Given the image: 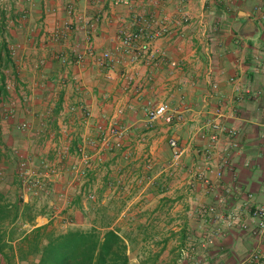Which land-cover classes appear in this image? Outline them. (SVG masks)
Here are the masks:
<instances>
[{"label": "crops", "instance_id": "obj_1", "mask_svg": "<svg viewBox=\"0 0 264 264\" xmlns=\"http://www.w3.org/2000/svg\"><path fill=\"white\" fill-rule=\"evenodd\" d=\"M69 3L78 15L99 18L93 35L98 54L122 57L116 52L119 36L132 30L139 16L167 20L173 34L157 40L136 66L119 64L108 72L87 58L67 69L57 56L82 52L85 33L76 28L58 42L49 36L70 19ZM10 47L18 48L15 58L8 55ZM67 73L73 84L58 90L53 83ZM12 77L21 105L16 120L0 130L3 191L19 190L15 148L35 165L47 160L61 168L49 185L58 198L50 203L54 215L39 213L36 227L51 226L54 218L73 225L75 217L88 216L83 198L93 190L99 195L95 222L100 213L109 217L128 244L130 264H241L264 248V239L249 230L226 228L217 214L206 222L198 215L202 207H215L222 216L239 212L252 227L251 207L264 202V0H138L133 10L110 0H0V80ZM148 102H167L184 112L186 121L168 126L159 120L149 127L143 114ZM72 106L86 107L92 117L71 113ZM119 107L125 110L119 121L129 131L124 148L94 155L86 175L75 179L77 147L95 135L97 121ZM21 120L31 123L29 132L14 129ZM214 122L237 136L221 133L208 164L205 150ZM172 138L184 150L176 168L170 165ZM226 153L230 161L219 178ZM208 168L213 172L207 184L196 174ZM207 235L214 236L208 246Z\"/></svg>", "mask_w": 264, "mask_h": 264}, {"label": "built area", "instance_id": "obj_2", "mask_svg": "<svg viewBox=\"0 0 264 264\" xmlns=\"http://www.w3.org/2000/svg\"><path fill=\"white\" fill-rule=\"evenodd\" d=\"M88 1V0H80ZM27 3L32 4L33 0H26ZM138 0H110V4L114 7L124 6L133 10ZM67 12L70 19L58 27L49 36L50 41L58 42L69 36L76 28L84 32L86 35L84 42V49L82 52H74V57L68 54H59L57 61L65 68L69 69L73 66H81L87 58L94 60L98 68L113 72L116 70L117 65L136 66L142 62L146 57L151 55V48L153 44L162 38L171 36L173 34L171 28L165 19H157L154 16H139L135 23L134 28L128 32H122L119 36V46L116 52L122 54V57L116 55L112 51H105L98 54L94 44L93 35L98 29L99 18L86 19L76 13L75 5L69 3ZM28 13L23 12L22 20H26ZM187 20V19H185ZM18 51L17 47H10L9 53L11 57L16 56ZM149 61V60H147ZM40 63L39 65H41ZM123 78L130 84L127 73L122 74ZM70 75L67 73L56 82L54 86L58 90H64L69 84H73ZM17 80L15 77L8 78L5 81L0 80V130L8 120H16L19 112L21 101L18 100ZM138 94L141 91L135 88ZM71 113L81 112L83 118L89 120L91 113L89 110L82 106H72ZM123 110H118L116 116L111 119L103 120L96 123L97 135L93 138H88L83 141L76 149L75 156L78 160V165H74L71 170L75 179H79L86 175L87 170L91 168L94 155H99L102 152L121 150L125 146L128 129L119 124V116L122 115ZM143 114L146 118L147 125L153 126L157 121L161 120L166 125L171 126L176 123H184L186 121L185 113L174 109L169 103H152L148 102L144 105ZM211 133L209 140L211 145L205 150V159L209 164L212 157V150L220 140L221 133H225L231 139H235L237 132L235 130H226L219 122L210 123ZM14 129L18 133H26L32 129V125L27 120H21L14 123ZM169 146L172 150V158L170 165L174 168L180 166L184 155V150L176 139L169 140ZM232 147L236 148L237 144L232 143ZM0 148H3L2 141L0 140ZM13 153L16 157L15 174L18 179L20 200L27 204L35 199L43 197L49 190V185L52 178L57 177L61 173V168L58 163H52L43 160L40 164L35 165L30 156L24 154L20 149L15 148ZM230 154L226 153L222 160V168H218L216 175L220 178L222 176L223 166L229 164ZM64 156L61 154L60 160ZM208 172H213L210 168L206 171H198L197 178L204 183H209ZM3 174L0 172V178ZM89 199H94V195H89ZM252 195L248 196V202H252ZM219 216L218 220L223 223L224 227L231 228L238 226L242 230H249L255 237L264 239V202L254 206L252 205L250 215L254 220V226L247 222H242L239 212L230 213L227 216L218 215L215 207H202L198 210V215L201 220L206 222L211 216ZM216 218V217H215ZM213 235H207L203 240V245H211L214 241ZM200 264H209L206 260ZM241 264H264V248L253 251Z\"/></svg>", "mask_w": 264, "mask_h": 264}, {"label": "trees", "instance_id": "obj_3", "mask_svg": "<svg viewBox=\"0 0 264 264\" xmlns=\"http://www.w3.org/2000/svg\"><path fill=\"white\" fill-rule=\"evenodd\" d=\"M38 214L22 200L12 202L0 187V264L23 262L29 257L35 258L33 264H130L128 244L110 223L58 235L52 232L46 237L48 226L36 227L34 223ZM19 221L34 227L22 238L27 251L13 246V225Z\"/></svg>", "mask_w": 264, "mask_h": 264}, {"label": "rangeland", "instance_id": "obj_4", "mask_svg": "<svg viewBox=\"0 0 264 264\" xmlns=\"http://www.w3.org/2000/svg\"><path fill=\"white\" fill-rule=\"evenodd\" d=\"M83 107V106H82ZM85 109H87L86 107H84ZM123 110V113L122 115L120 114V116L118 117L119 120L120 118L123 116L125 110L124 108L122 107H119L115 114L110 117V118H103L102 120L100 119L99 121L97 122H101L103 120H108V119H111L113 118L114 116H116L117 114V111L118 110ZM70 110V108H69ZM88 110V109H87ZM90 112V111H89ZM52 113V112H51ZM50 113V115H51ZM81 113V112H80ZM91 113V112H90ZM82 114V113H81ZM50 115L47 114V116L49 117ZM91 117H92V114H91ZM96 122V123H97ZM96 123H95V135L92 136V137H89V138H93V137H96L97 135V129H96ZM119 124L121 126H123L120 121H119ZM125 127V126H124ZM127 128V127H126ZM128 129V128H127ZM129 132V131H128ZM128 132H127V135H128ZM127 138V137H126ZM116 151V150H114ZM114 151H107V152H114ZM76 153V152H75ZM102 153H105V152H102ZM2 178H0V186L1 188L4 190V185H2ZM81 182V181H80ZM8 183V182H7ZM18 183V182H17ZM9 190V192H7V196L9 197V199L12 201V202H15L16 200H20V193H19V190L18 189H15L16 191H13L11 192L10 189H7V191ZM50 192V186H49V190L47 192V194H45L43 197H40L38 199H35L34 200V208L35 210L40 213V214H45V215H50L51 217H53L54 215V211L51 207V202L54 201L56 202L54 196H52V194L49 193ZM52 192V191H51ZM94 195L95 198L94 199H89L88 196L89 195ZM83 195V194H81ZM97 196H99L97 193H94L93 190H91V192H88V190L86 191L85 195H84V198H83V201L85 203V206L88 208L87 209V215L86 217H83V218H80V220L78 221L77 218L75 217L74 219V222L73 225H69L67 223V219L66 218H54L53 220V225L51 226H48V229L50 231V233L48 232V234H46V237L51 234L52 232L56 235L58 234H61V233H64V232H67L69 230H75V229H82V230H89L90 228H92L93 226H96V227H101L102 225L104 224H107V223H110L111 220L109 219V217H105L102 213H100V216H98L100 218V221H99V224H97L95 222V215H94V205H96V203L98 202L97 200ZM58 199V198H56ZM58 202V201H57ZM62 206V205H60ZM115 213L116 210L114 211V209L112 210L111 213ZM59 216V215H58ZM14 226V241H13V246L17 247V249L19 250V248H23V250L27 251L28 250V245H24L22 244L23 240V236H25L26 234L30 233V231L32 230L31 226H27V225H24L21 221H19L18 223H16ZM12 225H8L7 228H11ZM35 260V258L33 257H29V259L27 261H16V262H13L12 264H33V261ZM2 264V263H1Z\"/></svg>", "mask_w": 264, "mask_h": 264}]
</instances>
